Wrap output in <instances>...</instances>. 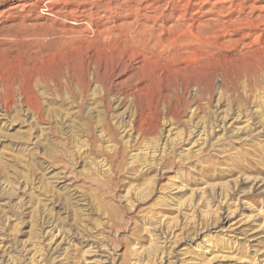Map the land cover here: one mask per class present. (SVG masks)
<instances>
[{
    "label": "rangeland",
    "instance_id": "obj_1",
    "mask_svg": "<svg viewBox=\"0 0 264 264\" xmlns=\"http://www.w3.org/2000/svg\"><path fill=\"white\" fill-rule=\"evenodd\" d=\"M14 14L36 30L0 51V264H264V0H31ZM135 22L183 29L204 79L240 87L184 110L168 95L178 75L161 77L140 99L157 142L134 132L133 106L111 95L107 108L85 62ZM75 57L84 97L47 90Z\"/></svg>",
    "mask_w": 264,
    "mask_h": 264
},
{
    "label": "bare ground",
    "instance_id": "obj_2",
    "mask_svg": "<svg viewBox=\"0 0 264 264\" xmlns=\"http://www.w3.org/2000/svg\"><path fill=\"white\" fill-rule=\"evenodd\" d=\"M30 2L31 0H0L1 52H13L16 50L15 38L17 36L29 37L36 30V26L32 21H26L18 14H14L18 7L24 10ZM148 27L145 22L130 24L128 38L118 51L110 50L112 44L107 41L104 47L105 54L100 55L98 59L94 55L90 56L85 65L86 72L93 75V82L98 85L97 90L106 107L111 108V95L120 101H129L134 108L131 130L144 137H154L158 132V125L152 127L145 125L144 108L140 104L141 96L148 83L161 77L178 75L168 95L177 98L178 102L180 101L183 104L184 110L192 107L201 109L204 102H209L212 99L217 89L223 92L230 88H238L241 83L239 81L230 82L228 79L227 81L220 70L215 71L209 82L204 79L200 71L205 66V62H199L198 65L194 64L191 57L194 39L191 35L182 34L183 31L181 30L183 29L178 28V32L180 31L178 36L162 38L160 35L148 32ZM49 31L46 30L47 34L51 36L52 33ZM61 34V36H65L63 32ZM247 37L241 36L237 45ZM43 41L46 42L47 40L42 37V40L39 38L35 40L36 44L28 40H25L24 43L28 44V50H32L31 53H35L36 49L40 48L42 53V47L45 46L41 45L44 43ZM62 44L65 45V41ZM75 54H77V50H75ZM75 58L65 65L58 78L45 80L47 90H51L53 85L59 91L65 89L76 97L78 95L81 98L84 97L92 83L86 78L84 87L77 93L76 89L79 81L76 76L73 77L72 72L77 60ZM247 80L250 81L251 78L247 77ZM33 85H37V80L33 81ZM12 90L10 91L12 92L10 97L11 100H15L13 99L15 98L13 96L15 90ZM158 111V115H161V107H158ZM107 130L110 138L116 143L113 144L114 146L110 150L112 154L107 156V160L111 161V164L115 167L120 168L121 156L126 147H123L121 142H117L113 123L108 122ZM95 139H93V142L96 141ZM152 140L155 143L157 142L155 137ZM175 148V144H173L170 153H173ZM164 152L166 153V151ZM170 153L167 154L166 158L168 159L161 160L159 166L162 169L174 164ZM151 191L150 185L148 193H151ZM77 256L78 253L76 259Z\"/></svg>",
    "mask_w": 264,
    "mask_h": 264
}]
</instances>
